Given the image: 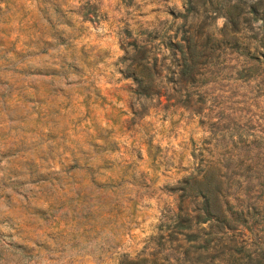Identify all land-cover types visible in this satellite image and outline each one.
<instances>
[{
    "label": "rangeland",
    "instance_id": "rangeland-1",
    "mask_svg": "<svg viewBox=\"0 0 264 264\" xmlns=\"http://www.w3.org/2000/svg\"><path fill=\"white\" fill-rule=\"evenodd\" d=\"M185 1L0 0V264L145 253L166 235L174 186L215 156L217 134L264 154L262 82L222 70L200 111L183 105L167 40L184 33ZM205 8L191 20L217 32L223 16ZM138 47L157 93L134 91ZM259 226L241 230L247 245L263 243Z\"/></svg>",
    "mask_w": 264,
    "mask_h": 264
},
{
    "label": "trees",
    "instance_id": "trees-1",
    "mask_svg": "<svg viewBox=\"0 0 264 264\" xmlns=\"http://www.w3.org/2000/svg\"><path fill=\"white\" fill-rule=\"evenodd\" d=\"M198 2L223 16L217 32L209 30L204 19L191 20ZM185 5L184 33L167 40L169 71L183 89V105L200 111L208 100L205 87L222 70V77L264 86V0H186ZM229 53L233 62L227 65ZM132 59L134 91L157 93L153 58L147 63L145 49L138 47ZM217 135L215 156L174 186L175 209L161 220L165 237L159 232L149 251L123 255L117 264H264V240L252 247L240 237L243 228L264 222V154L257 148L240 150L230 134ZM187 201L194 202L193 207Z\"/></svg>",
    "mask_w": 264,
    "mask_h": 264
}]
</instances>
